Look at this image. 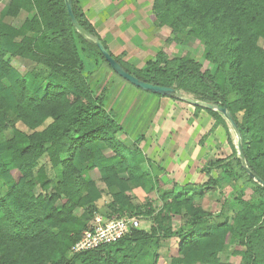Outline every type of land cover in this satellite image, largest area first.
I'll list each match as a JSON object with an SVG mask.
<instances>
[{"label":"trees","instance_id":"obj_1","mask_svg":"<svg viewBox=\"0 0 264 264\" xmlns=\"http://www.w3.org/2000/svg\"><path fill=\"white\" fill-rule=\"evenodd\" d=\"M72 10L79 24L133 76L225 106L239 127L246 165L264 181V0H152L157 25L201 43L202 58L213 67L204 71L190 53L169 57L158 51L139 67L124 61V53L115 56L87 20L80 0H72ZM21 12L29 16L13 25L10 20ZM78 41L117 75L95 43L73 28L64 0H8L0 10V264H154L145 260L152 256V243L157 246L161 237L174 235L175 263L224 264L218 254L233 242L244 248L234 251L241 264H264V187L242 167L229 133L232 154L226 161L214 160L224 162L222 170L203 186L242 184L234 197L240 209L230 218L195 206L191 194L167 192L161 195L167 200L164 207L177 213L184 208L189 229L176 234L163 223L168 217L160 209L150 231L134 228L97 249L70 252L93 222L74 209L100 198L98 182L111 195L105 208L116 213L105 218L121 217L126 209L151 215L152 204H135L129 192L154 189L142 169L145 157L138 146L143 135L135 139L137 147L116 137L124 127L105 107L104 90L96 94L92 89ZM22 62L27 65L23 73L18 69ZM231 94L237 96L233 101ZM206 111L227 129L220 113ZM16 121L29 132L4 137ZM42 155L51 167L60 168L59 175H46L38 162ZM90 170L98 171V180L86 173ZM246 188L249 199H243ZM101 211L94 207L92 220Z\"/></svg>","mask_w":264,"mask_h":264},{"label":"rangeland","instance_id":"obj_2","mask_svg":"<svg viewBox=\"0 0 264 264\" xmlns=\"http://www.w3.org/2000/svg\"><path fill=\"white\" fill-rule=\"evenodd\" d=\"M8 0H1L0 1V10L4 7ZM29 16L25 12H21L15 19H11L13 25L19 26L21 22ZM155 19H151V23H149L148 30L146 29L143 31L141 39H121V45H119V40L111 39V48L113 49L114 53L121 55V58L124 61H128L130 63H136L137 65H141L147 58H153L155 53L158 51H163L169 57L183 56L187 53H190L195 57L196 61H199L201 64V70H212V65L207 60L202 58L203 53V46L201 43L195 39L191 38L190 40H185L184 35L182 34H173L171 33L170 29L167 26H160L155 23ZM125 22L121 19L114 23V27L119 25L123 27ZM126 24V23H125ZM155 24V26L153 25ZM142 26V25H141ZM152 27H156L155 29H151ZM121 29V28H120ZM102 34V32L100 31ZM120 33L122 31L120 30ZM102 39L106 42L107 39L102 37ZM136 42V43H135ZM145 44V45H144ZM264 46V43H263ZM78 47L81 51V56L84 61V74L89 78L90 85L92 89L95 90L96 94L100 93L104 90V98H105V107L107 109H111L116 114V119L126 127L124 133L123 131L119 132L120 139H127L128 136L130 139L135 142V139L138 135L144 133V128L149 121L152 112L154 110L153 103H149L146 97H154L155 94L150 92H146L141 90L129 82L122 80L117 75H114L103 63L100 57L94 53L91 49H89L86 45L80 43L78 41ZM144 49V52L141 54L137 53L139 50L137 49ZM138 54L140 56H138ZM134 56V57H133ZM137 57V58H136ZM133 58V60H131ZM134 59L136 61H134ZM135 64V65H136ZM20 72H25L27 69V65L25 62L19 64L18 67ZM183 96L193 98L190 93H186L183 91H179ZM158 96V95H155ZM237 96L235 94H231L229 96V100L233 101ZM194 99V98H193ZM213 127L211 137H207L202 132L198 131L195 136V141L188 140L185 148L183 149L182 161L188 158H196L198 153L201 151V157H204L205 161L202 162L201 158L198 159V165L196 167H186L187 173H192V171L200 172L201 175L195 178L196 181H204L205 179L208 180L210 176L216 177L219 172L222 170V165L220 163H215L217 159H222L226 161L230 158L224 151L225 148L222 146H226V142L222 133L224 132V127L222 125ZM217 129V130H216ZM230 129V138L232 143L236 147V135L233 130ZM28 128L23 125L20 121H16L14 124L13 129L9 128L3 132L4 137L10 138L14 135L22 136L23 133H28ZM213 141V142H212ZM132 144V142H128V144ZM226 143V144H225ZM141 144V143H140ZM102 145V144H100ZM138 146V145H137ZM133 144L131 147H137ZM141 146V145H140ZM221 146V147H220ZM139 147V146H138ZM140 151L141 149L138 148ZM109 153V151H107ZM184 155V156H183ZM210 155V157H209ZM201 159V160H200ZM215 160V161H214ZM39 166H43L44 172L46 175L49 176H56L60 173L59 167H51L48 159L46 156L42 155L38 159ZM203 163V164H202ZM143 167L148 166L146 163H142ZM147 169V167H146ZM155 169V168H154ZM209 170V174L206 172ZM158 171V170H157ZM147 173L149 179L152 181L155 173ZM155 172V171H154ZM91 178L98 180L99 174L97 170H90L86 172ZM158 174V173H156ZM156 177V176H155ZM176 177L178 179H176ZM177 174L173 177V173L169 176V180L165 182V184L161 183L159 178H156L155 183L152 181L154 185L153 190L146 189L143 191L141 188H136L129 192L130 196L134 199L135 204L144 203L145 201H149L153 207V213L149 216L143 214H135L138 210L133 209V212L126 209L125 215L137 216L139 220L138 229H144L145 231H150V228L156 224L155 216L158 214L160 209L163 211V215L168 217L165 225H170L172 230L177 234L181 233L190 227V217L187 214L186 210L183 208L180 212L175 211H167L164 207L167 200H162L161 195L163 193L171 192L173 194L183 193L184 195H192V201L195 206H199L202 210L212 214L213 216H217L218 214H222L221 216H226L230 218L233 213L240 209L239 204L234 200V197L237 193L241 190L242 184L241 183H227V182H218L216 185L212 186H204V187H194L193 188H185L181 186V178ZM202 177V179L200 178ZM181 182V183H180ZM201 182V183H202ZM99 187L102 190L101 196L98 200H96L92 206H85V207H76L74 209V213L76 215L85 214L88 221L92 222V218L89 212L93 211L94 207L101 212H97L95 215H101L103 217H107V214L116 215V213H112V210L109 208H105L107 204L111 201V195L108 192L107 188L100 182H98ZM183 187V188H182ZM51 190V189H50ZM48 190V191H50ZM251 195V190L246 188L243 193V199H249ZM104 207V211L102 209ZM144 207H140V212L144 213ZM95 217V216H94ZM221 219V218H220ZM152 243L151 247V257H147L149 261L154 260V264H180L175 263L172 261L173 257L178 256L177 251V236L174 235L170 238L161 237L158 241V245ZM244 249L242 246L238 245L237 243L228 242L223 250L218 254L219 260L221 263L224 264H241L240 257L234 254L235 250ZM67 260L69 259L70 255L66 254ZM56 258L58 259L59 256L57 255ZM151 259V260H150ZM141 262V261H140ZM201 264V263H196Z\"/></svg>","mask_w":264,"mask_h":264},{"label":"crops","instance_id":"obj_3","mask_svg":"<svg viewBox=\"0 0 264 264\" xmlns=\"http://www.w3.org/2000/svg\"><path fill=\"white\" fill-rule=\"evenodd\" d=\"M151 6L152 0H80V7L85 17L92 24L98 35L101 38L105 37L107 39L105 43L115 56L116 54L110 47V38L119 40V45L122 44L120 41L121 39L134 38L135 41L136 39H141L142 32L149 29V23H151L152 18L154 19ZM121 18L126 24L124 23L123 27L122 25L121 27L119 25L114 27V23ZM153 25L155 26V24ZM155 28L156 27H152L151 29ZM120 30L122 33H120ZM137 50H139L137 52L139 54L144 52L142 48ZM139 54L138 56H140ZM131 60H133V58H131ZM134 61L136 60L134 59ZM136 66L139 67L140 65L136 64ZM155 95L154 97H149L148 95L146 97L149 103H153L154 110L144 128L141 146H139L145 157L143 163L149 165V167H143L142 165L143 171H145L146 174L149 173V171H152L150 173H155L152 178L154 183L156 178H159L161 183L165 184V182L169 180L171 173H173V177L177 174L179 176L182 174V183H180L181 186L185 188H193V186L204 187L203 184L207 179L203 182L195 180L197 176L201 175L199 171H192V173H187L186 171V167L188 166L196 167V165L199 164V158L202 159H200L202 162L205 161L204 157H201V151L198 153L197 159L194 157L185 159L184 161H182L183 158L181 154L188 140L195 141V136L198 131L207 135V137H211L213 127L217 126L216 128H218V126L222 125L224 127L222 135L227 143H225L226 146L224 145L222 148H225L224 151L229 157L232 154L227 134L229 133L230 135L229 124L226 122L228 126L226 129L223 124L216 122L203 107L201 109H196L195 105L180 99L165 95ZM123 127L124 133L126 127ZM116 137L127 147H131L134 144L129 136L126 140H122L119 138L118 133ZM130 141L132 142L131 145L130 143L128 144ZM162 175H166V181L161 180ZM148 176L147 174V177ZM200 178L202 179V177ZM176 179L178 178L176 177Z\"/></svg>","mask_w":264,"mask_h":264},{"label":"water","instance_id":"obj_4","mask_svg":"<svg viewBox=\"0 0 264 264\" xmlns=\"http://www.w3.org/2000/svg\"><path fill=\"white\" fill-rule=\"evenodd\" d=\"M64 2H65V6H66V10H67V14H68L69 20H70L73 28L78 33H80L81 35H83L87 39L92 40L95 43V45L97 46L99 51L102 53V55L104 56V58L108 62V64L111 67V69L118 76H120L122 79L126 80L127 82H129L133 86H135V87H137L139 89H142L144 91H150V92L155 93V94L165 95V96H169V97H172V98H177V99H180L182 101L188 102V103H190L192 105L200 106V107H203L205 109H210V110L217 111L218 113H220L221 116L224 118V120L229 124L231 130H233L235 135H236V138H237L236 139L237 155L240 158L242 167L247 172V174L250 177H252V179L254 181H256L257 183H259L260 185H262L264 187V181L261 178H259L257 175H255L253 172H251L250 169L248 168V166L246 165L244 152H243V148H242V144H241V134H240L239 127L236 124V122L234 121L230 111L225 106H220V105H217V104H214V103L200 101V100H196V99H193V98L185 97L178 90H176L172 86L154 85V84H151V83L144 82V81L140 80L139 78L133 76L132 74L127 72L110 55L108 50L105 48V46L102 44L101 40L97 36L89 33L88 31H86L79 24L78 20L76 19L75 15L73 13V10H72V0H64ZM161 180L162 181H166L167 180L166 175H162L161 176Z\"/></svg>","mask_w":264,"mask_h":264},{"label":"built area","instance_id":"obj_5","mask_svg":"<svg viewBox=\"0 0 264 264\" xmlns=\"http://www.w3.org/2000/svg\"><path fill=\"white\" fill-rule=\"evenodd\" d=\"M138 226L137 216L123 215L117 218H105L98 214L94 217L91 227L84 230L81 237L71 245L70 252L97 249L121 239Z\"/></svg>","mask_w":264,"mask_h":264}]
</instances>
